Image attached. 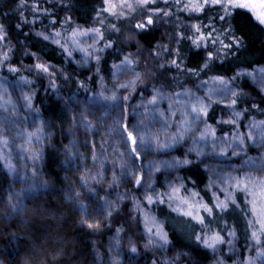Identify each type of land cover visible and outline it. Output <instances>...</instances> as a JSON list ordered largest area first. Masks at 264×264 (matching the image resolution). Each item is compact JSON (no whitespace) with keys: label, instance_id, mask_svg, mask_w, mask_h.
<instances>
[{"label":"trees","instance_id":"trees-1","mask_svg":"<svg viewBox=\"0 0 264 264\" xmlns=\"http://www.w3.org/2000/svg\"><path fill=\"white\" fill-rule=\"evenodd\" d=\"M112 2L115 15L105 11L104 0H0V80L33 93V110L45 125L47 167V188L26 196L11 217L6 190L11 179L0 164V264H215L243 258L248 250L254 254L264 246L251 235L260 237L259 215L249 203L254 197L236 183L252 188L251 182L264 180V91L241 74L264 67V25L247 9H232L231 15L218 6L196 12L185 7L188 0H156L147 8L137 0ZM141 23L146 27L137 28ZM84 31L97 36L99 57L80 66L65 48L73 33ZM41 63L49 72L35 67ZM212 80L234 91L231 108L242 114L241 122L223 120L224 108L202 91ZM113 94L115 102L103 98ZM188 95L207 113L200 114L206 131L197 140L184 128L178 107ZM1 107L0 127L18 123L20 109ZM119 121L131 122L139 156ZM247 124L259 126L251 131L253 140ZM236 128L243 155H233ZM145 129L150 136L141 142ZM92 166L104 167L100 190H80L78 202L68 199L70 185ZM110 197L118 199L115 206L109 207ZM81 203L87 212H81ZM225 203L226 209L217 207ZM189 211L192 216L184 215ZM145 216L154 232L167 233V245L160 247L147 231ZM82 219L99 222V231ZM217 233L225 241L218 256L203 243Z\"/></svg>","mask_w":264,"mask_h":264},{"label":"rangeland","instance_id":"rangeland-1","mask_svg":"<svg viewBox=\"0 0 264 264\" xmlns=\"http://www.w3.org/2000/svg\"><path fill=\"white\" fill-rule=\"evenodd\" d=\"M254 2H259V0H254ZM248 10V9H247ZM85 32V31H84ZM79 32L73 36L66 43L65 52L69 60L83 66L88 62H91L93 59L99 57L96 52L98 38L91 32L86 31L88 34L83 35ZM71 53V55H69ZM90 59V60H89ZM243 76H246L251 79L254 85L260 90L264 91V67H260L252 72L243 71L241 73ZM202 91L206 92L210 99L220 104V107H223L222 119L227 122H233L236 125L238 122L242 121V114L236 111H232L233 108V96L234 91L229 87L226 82H221L218 80H212L207 85L202 86ZM25 96L32 97L33 93L23 92L21 89L15 86H10V84H5L0 80V103L6 108H15L21 110V116H19L18 123L13 124L9 127H0V164L2 170L7 174L11 181L6 185V190L9 198H11L9 211L11 217L14 216V211L12 205L18 206V204L24 200V198L30 194H37L39 191L47 188V167L45 165V157L43 155L42 145H44L45 135L43 129L45 127L43 120L36 111L33 110L32 102L29 106V101L25 100ZM32 99V98H31ZM178 107L180 109V114L183 117L184 128L188 131L191 137L195 140L199 139L202 136V133L206 131V126L204 121L199 118V120L194 119L195 114L192 109L196 106V99L188 95L185 100H180ZM0 105V107H1ZM1 107V108H5ZM152 108L154 111H158L159 106L157 102L152 103ZM244 126V124H243ZM248 127V130H247ZM38 128H42L40 133H37L39 139L37 140L35 136L29 137L30 133H36ZM259 126L253 124H247L245 129L247 130L248 137L250 140H253L251 136L252 129ZM165 128L162 127L163 131ZM143 133L144 138L150 136V133L147 130H140ZM72 131L68 129L67 138L69 143L74 144L76 142L73 134H70ZM241 134L238 133L236 128L235 140H236V152L238 154H245V149L240 148ZM29 140L31 143H29ZM5 141L7 144L5 145ZM31 149V151H28ZM34 153H40V158L33 160L32 156ZM97 161L99 159H96ZM99 162V161H98ZM8 164L14 166V170H9L7 167ZM81 167L85 168L86 163L84 161L80 162ZM35 171V175L33 172ZM231 171V170H230ZM104 167L103 166H92L91 169H86L83 172V176H87L88 183L84 185L81 183V180L78 184L75 182L70 185L68 188L67 194L68 197L71 196L74 192L84 191L85 193L89 192L94 194L95 190H100V187L105 178ZM94 177V179H93ZM100 178V182L98 180ZM115 179V178H114ZM112 179V180H114ZM42 182H46V186ZM36 185V189L33 191H28L29 186ZM77 185L78 187H76ZM105 192V190H104ZM107 193V189H106ZM72 200V201H80ZM107 201V199H106ZM118 202L110 197L108 198V204L115 206ZM260 239L264 241V234L259 230ZM255 244H258L255 242ZM261 244V243H260ZM220 244L217 245L216 249L213 252L218 256L221 253L219 250ZM254 254L249 255V250L245 252L243 258L235 257V260H217L215 264H264V246L256 247Z\"/></svg>","mask_w":264,"mask_h":264},{"label":"snow or ice","instance_id":"snow-or-ice-1","mask_svg":"<svg viewBox=\"0 0 264 264\" xmlns=\"http://www.w3.org/2000/svg\"><path fill=\"white\" fill-rule=\"evenodd\" d=\"M104 3L108 5V8L105 9V11L110 12L111 14L115 15V12H113V9L116 7V5L112 2V0H104ZM123 3L128 4V0H123ZM156 0H137V4L141 7V8H147L150 7V5L155 4ZM220 7L224 12L225 15H231V10L232 9H248L253 16L255 17L256 21L258 22L259 25H264V0H259V2H254V0H188V3L185 5L186 8H191L192 11H196V12H203L204 9L206 7ZM129 7H131V5L129 4ZM220 19H224V16H221ZM154 23L153 19L151 16L148 17L147 19V24L148 25H152ZM137 28L143 29L146 27L145 24L141 23V24H137L136 25ZM193 27L195 28V31L197 33H200L201 28L199 25H193ZM118 30V29H116ZM93 32L100 34V30L99 29H92ZM0 32H3V25H0ZM77 33H73V35H76ZM83 35H87L88 33L85 31L84 33H80ZM57 35H60L59 33H57ZM4 36L0 35V39H3ZM101 38L102 35H101ZM44 39H48L47 36L44 37ZM201 39H203V36H201ZM198 45V42H195ZM69 55H71V53H69ZM5 59H7V57H5ZM126 63L127 64H131L130 60H127L126 58ZM173 63H175V61H173ZM36 68L40 69L42 72H49V68L44 65V64H37L35 65ZM204 67H208L207 64L204 65ZM10 71H15V69H9ZM138 79L140 78L139 76L137 77ZM133 83V82H130ZM123 88H127L128 85L122 84L120 85ZM81 87H84L83 84H81ZM25 100L29 101V106H31V97L29 96H25L24 97ZM105 100H110L115 102L117 100V96L115 94L111 95V96H105L103 97ZM124 99H127V97H124ZM155 100L150 101V103H154ZM38 111V110H37ZM193 113H196L194 119L199 120L200 118V114L203 113L204 115H206L207 113L204 112L203 109H196L195 107L192 109ZM163 115V114H161ZM73 119H75V117H73ZM118 123L122 124L123 127V131L126 133L125 136V141L126 142H130L132 147H131V151L132 153L136 154L137 156H139V153L137 152V134L134 133V131L129 130L130 127V121L128 124H123L122 121H119ZM42 131V128H38L36 133H30L29 137L35 136L36 139H39V136L37 135V133H40ZM153 140H156L157 143H159V141L157 140L156 137H153ZM140 141L143 142V135L140 136ZM29 143H31V141L29 140ZM241 145H243L244 141L241 140L240 141ZM7 144V141H5V145ZM162 147H167V145H161ZM67 149V146H65ZM28 151H31V149H28ZM69 156H73V153L71 152V149H67ZM224 155H227V153H223ZM233 155H238L237 152H235V150H233ZM40 158V153H34L32 156L33 160H37ZM93 160L96 159L95 155H93ZM179 163V162H178ZM183 164H189L190 161L188 160H184L182 162ZM7 167L9 168V170H14V166L11 164H8ZM157 171H159V169L157 168ZM33 175H35V171L33 172ZM88 178L87 176H83L81 177V183L84 185H87L88 183ZM94 179V177H93ZM143 180V176H141L137 181L136 184L139 186L141 181ZM250 180V178H249ZM251 182V181H250ZM44 184V186H46V182H42ZM252 183V188H249V183H246L242 180H238L236 183V187L239 188L241 191H245L247 192L249 195L253 196L254 199L252 201H249V203L252 205V211L254 213L258 212L259 215V219H258V223H259V227H260V231L262 233H264V180H260L259 182H251ZM36 189V185H31L29 186L28 191H33ZM254 189V190H253ZM175 191V189H174ZM81 197V193L80 192H74L71 196L68 197V199L70 200H79V198ZM145 198L147 199L148 203H153V197L151 195H146ZM171 199V197H169ZM161 203L163 202V200L161 199L160 201ZM9 203H11V198H9ZM232 203L235 204V200H232ZM13 208L17 207L16 205H12ZM109 207H112V205H109ZM205 208L206 211H208L210 214L212 212V209L207 207V205L203 206ZM217 207H221V208H227L228 205L225 204H218ZM80 210L81 212H87V208L86 206H84L82 203L80 205ZM108 216H111V212L107 213ZM184 215L187 216H192V212H186L184 213ZM194 219H197L200 223H203V217H193ZM82 225L86 226L88 229L94 230V231H99L101 225L99 222H90L89 219H82L81 220ZM251 225V222H249ZM145 227L147 229V231L150 234H154L155 237L158 238L159 241V246L160 247H164L165 245H167L170 241L168 240V236L167 233L163 232L162 230H157L154 232L152 227H148V217L145 216ZM119 232V230H117ZM230 235H235V233H230ZM252 238L256 241V243L260 244V243H264V241H262L260 239V237H258L257 232H252ZM151 239V237H150ZM196 240H201L200 236H196L195 237ZM224 238L222 236H220L218 233L217 234H213L212 236H210L208 239H204L203 243L206 247L208 248H212L213 250L216 249L217 245L219 244H223ZM133 252L136 251L135 247H132L131 249ZM264 255V254H262ZM26 264H28V262L26 261ZM114 264H118V262H114ZM250 264V262H249Z\"/></svg>","mask_w":264,"mask_h":264}]
</instances>
